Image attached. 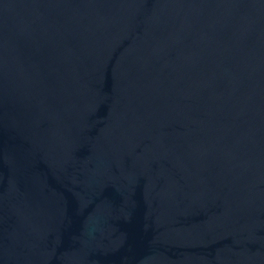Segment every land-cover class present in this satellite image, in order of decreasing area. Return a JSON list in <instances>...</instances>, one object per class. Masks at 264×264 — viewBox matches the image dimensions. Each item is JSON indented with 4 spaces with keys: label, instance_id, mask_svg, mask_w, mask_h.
<instances>
[{
    "label": "water",
    "instance_id": "obj_1",
    "mask_svg": "<svg viewBox=\"0 0 264 264\" xmlns=\"http://www.w3.org/2000/svg\"><path fill=\"white\" fill-rule=\"evenodd\" d=\"M0 264H264V0H0Z\"/></svg>",
    "mask_w": 264,
    "mask_h": 264
}]
</instances>
